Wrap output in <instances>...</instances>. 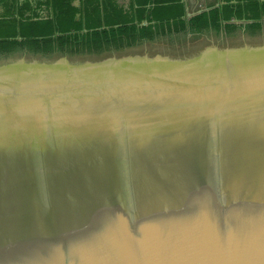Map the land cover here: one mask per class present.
<instances>
[{"label":"water","instance_id":"1","mask_svg":"<svg viewBox=\"0 0 264 264\" xmlns=\"http://www.w3.org/2000/svg\"><path fill=\"white\" fill-rule=\"evenodd\" d=\"M245 44L0 60V264H264V43Z\"/></svg>","mask_w":264,"mask_h":264},{"label":"trees","instance_id":"2","mask_svg":"<svg viewBox=\"0 0 264 264\" xmlns=\"http://www.w3.org/2000/svg\"><path fill=\"white\" fill-rule=\"evenodd\" d=\"M46 0L41 15L28 2L6 0L0 13V57L27 51L53 54H101L121 51L181 33L229 36L243 31L249 36L264 32V0L224 2L189 19L183 0ZM16 8L19 11L14 12ZM248 22L234 23L232 20ZM144 22L146 24H144Z\"/></svg>","mask_w":264,"mask_h":264},{"label":"rangeland","instance_id":"3","mask_svg":"<svg viewBox=\"0 0 264 264\" xmlns=\"http://www.w3.org/2000/svg\"><path fill=\"white\" fill-rule=\"evenodd\" d=\"M196 1V0H194ZM214 0H199L194 5V11L199 9L200 3L212 4ZM264 41V32L249 36L243 31H238L235 34L224 36L216 35L215 33L207 34H190L181 33L164 39H159L154 42H145L141 45L135 46L130 49H125L118 52V54L128 53H141V52H155V51H168V50H182V49H193L197 45L204 47L224 46L225 44H241ZM203 47V48H204ZM20 58V55L14 56V58Z\"/></svg>","mask_w":264,"mask_h":264},{"label":"flooded vegetation","instance_id":"4","mask_svg":"<svg viewBox=\"0 0 264 264\" xmlns=\"http://www.w3.org/2000/svg\"><path fill=\"white\" fill-rule=\"evenodd\" d=\"M46 0H16L17 4L18 5H22L26 2H28L30 5L33 6L34 10H36L38 13H40L41 15H45L47 13V10L45 8H38V5L39 6H43V2H45ZM6 2V0H0V13L4 11V3ZM117 3L121 6H123L124 8H127V5L129 3V0H117ZM71 5L72 6H75L77 7L79 5V0H73L71 2ZM14 12H17L19 11V8H16L15 10H13ZM264 43V42H263ZM263 43H260V44H263ZM260 44H255V43H248V44H245L243 46H251V47H255V46H260ZM229 45H235V44H229ZM204 46H196L194 50H191L192 52H195L197 50H200L199 52H195L194 54H185L184 52H181L180 54H176V55H162V54H159V55H162V56H167L171 59H182V58H186V57H190V56H193V55H197L199 54L200 52H202V48ZM224 47H229L227 46V44H225ZM241 47V46H240ZM133 48V47H132ZM130 49V48H128ZM205 49V48H204ZM123 51V50H121ZM118 52L120 51H107V52H104V53H101V54H87V53H83V54H75V55H68V54H53L51 57H45L41 54H33V53H29L27 51H22V52H18V53H15L13 54L12 56L10 57H0V60H5V59H8V58H13L14 56L16 55H20V57H30V56H35V57H45V58H53V57H56V56H65L67 57L68 59L70 60H75V61H80V60H84V59H103V58H106V57H109V56H112V55H115V54H118ZM186 52V51H185ZM137 55V54H136ZM141 55V54H140ZM146 56L148 57H153V56H156V55H152V54H145ZM117 57H120L122 55H115ZM142 56V55H141Z\"/></svg>","mask_w":264,"mask_h":264},{"label":"crops","instance_id":"5","mask_svg":"<svg viewBox=\"0 0 264 264\" xmlns=\"http://www.w3.org/2000/svg\"><path fill=\"white\" fill-rule=\"evenodd\" d=\"M198 2H199V0H196V1H194V0H185L186 8L189 11H194V5L196 3H198ZM215 4H216V0H214L212 4H210V3L207 4V3L203 2V3L199 4V7L200 8H208L209 9V8L213 7Z\"/></svg>","mask_w":264,"mask_h":264}]
</instances>
